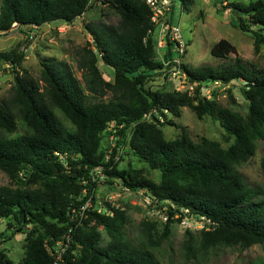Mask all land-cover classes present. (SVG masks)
<instances>
[{
    "label": "trees",
    "instance_id": "trees-1",
    "mask_svg": "<svg viewBox=\"0 0 264 264\" xmlns=\"http://www.w3.org/2000/svg\"><path fill=\"white\" fill-rule=\"evenodd\" d=\"M180 1L184 11L191 12L193 0ZM92 2L1 0L0 33L9 32L15 24L39 28L53 23L73 24ZM102 3L119 15L120 22L111 28H89L97 52L87 50L88 58L80 60L78 68L92 96L84 91L66 62L44 60L41 83L22 69L25 55L19 50L0 53V67L8 65L14 76L12 96L0 102V170L21 187L38 185L34 190L0 187V224L10 220L8 228L15 232L31 227L20 264H52L49 246L69 233L72 243L68 264H159L152 251L156 242L151 232H141L139 240L132 238L126 210L114 208L110 217L92 209L83 225L76 227L71 221V204L76 207L83 195L81 181L100 166L107 176L120 180L131 191L147 190L157 197V205L166 202V232L174 225L176 212L183 215L189 210L216 223L213 231L199 232L206 241L225 246L264 244V192L245 184L236 169L255 155L258 142L264 140V72L247 67L236 55L227 65L187 69L190 81L198 83L195 96L153 87L151 83L161 80L164 67L155 38L149 34L155 29L151 8L144 0ZM229 9L239 16L235 26L254 35L258 52L264 45V0L231 3ZM171 47L166 49L168 58ZM211 54L227 59L237 54V48L222 39L212 47ZM99 58L113 68L114 83L104 80ZM135 72L137 76L131 77ZM233 81L243 83L242 94L249 102L245 117L202 93L210 82ZM161 85L167 86L163 81ZM107 91L114 94L112 100H93ZM186 107L199 119L209 116L218 122L233 144L228 149L208 139L195 144L186 129L177 139L166 140L162 128L172 123L167 122L168 114L180 118ZM153 111L157 112L154 121H144ZM112 124L119 140L107 157L108 146L103 149V140ZM20 129L23 133L18 135ZM121 146L129 147L132 155L159 170L162 182L117 170L116 152ZM144 226L156 230L154 224L144 222ZM101 227L111 238L107 247L100 245ZM12 238L0 234V264H15L1 249Z\"/></svg>",
    "mask_w": 264,
    "mask_h": 264
},
{
    "label": "rangeland",
    "instance_id": "rangeland-1",
    "mask_svg": "<svg viewBox=\"0 0 264 264\" xmlns=\"http://www.w3.org/2000/svg\"><path fill=\"white\" fill-rule=\"evenodd\" d=\"M255 1L257 0H193L191 12H187L182 8L181 1L176 0L174 23L181 26L188 44L184 63L192 70L205 66L216 68L219 65L233 62L238 55L247 67L264 72V45L258 52L255 51L254 35L243 33L235 26L239 16L229 9L231 3L249 4ZM119 22L120 17L113 9L103 4L102 0H93L91 8L73 24L53 23L49 25V28H34L15 24L9 32L0 33V53L14 49L19 50L25 55L22 69L40 81L43 70L41 64L44 60L55 58L58 61L66 62L71 66L84 91L92 96L87 87L85 75L78 68L79 61L88 58L87 50L97 52L89 28H111L117 26ZM255 29L256 27H253V30ZM222 39L230 41L237 48V54H231L227 59L213 57L211 49ZM98 67L104 80L114 83L113 68L105 65L101 58H99ZM162 81L161 79L151 85L170 92H189L192 96L196 94L198 83H192L190 79L177 80L176 83L168 82L165 87H162ZM13 86L14 76L9 66L2 65L0 102L3 103L12 96ZM242 88L241 81H233L229 84L210 82L206 84L202 93L218 105L245 117L249 112V102L243 96ZM113 95L112 92L107 91L104 95H96L93 100L108 102L113 99ZM153 116H148L143 120L149 123L153 122ZM167 122L172 123L165 125L162 130L168 141L177 139L183 129H186L195 144H199L203 139H208L219 142L224 149H228L234 142L232 138L227 137L218 122L209 116L199 119L196 112L188 107L182 109L180 118L168 114ZM22 133L23 131L20 129L18 135ZM114 134H117V131L111 125L104 135L103 149L110 145L111 135ZM120 142H124V139L120 138ZM263 159L264 140L258 142L255 155L247 162L237 166L236 169L245 184L264 192ZM116 167L119 171L132 172L137 178H145L157 184L163 180L159 170L151 169L147 163L132 155L129 147L126 146H121L116 152ZM103 174L105 173L103 172ZM105 181L106 183L98 188L99 196L104 195L105 197L110 194L114 201L118 200L117 202L120 203V210H126L132 238L139 240L138 236L141 232L143 233L145 230L151 232L150 234L156 242V245L152 246V251L159 264H264V244L257 243L249 247L242 244L225 246L206 241L199 233L201 232L199 231L200 224L192 222L189 218L185 224L175 221L174 225L166 232V224L162 218L166 216L164 212L167 208L163 204L160 203L162 207L160 204L153 205L152 198H140L139 196L137 198L134 194H124L120 190L124 184L120 180H112L110 176H106ZM113 183H117L118 187L114 188L116 185L114 186ZM3 186L30 190L38 188V185L21 187L6 172L0 170V187ZM9 222L10 220L1 222L0 234L10 235L13 238L5 241L1 249L15 264H20L24 260L27 247L26 233L31 230V227L29 231L22 229L15 232L8 228ZM144 222L154 224L156 230L146 228ZM99 232L100 245L107 247L111 240L109 234L102 227L99 228Z\"/></svg>",
    "mask_w": 264,
    "mask_h": 264
},
{
    "label": "built area",
    "instance_id": "built-area-1",
    "mask_svg": "<svg viewBox=\"0 0 264 264\" xmlns=\"http://www.w3.org/2000/svg\"><path fill=\"white\" fill-rule=\"evenodd\" d=\"M145 3L151 8L152 16L151 22L155 29H151L149 34L153 35L156 42V50L158 52L159 60L161 61L164 69L161 79L164 83L174 82L177 80H188V72L190 68L185 67L184 57L187 54L188 44L183 35L182 29L180 25H175L173 20V12L174 7L176 6V1L174 0H144ZM176 8V7H175ZM34 28L36 26H33ZM155 30V32H154ZM33 38V36H32ZM172 45L171 57H166V53H168L169 46ZM166 49H168L166 51ZM221 83V82H215ZM157 114L156 111H153L150 114H146L144 118L148 116H152L153 114ZM115 127L114 124H112ZM107 132V131H106ZM119 140V136L117 134L111 135L110 145H108L107 157L114 152V148L116 147L117 141ZM106 174H103V167H97L92 173L91 177L88 179H84L81 181V185L83 186V195L79 198V204L76 207H73L74 204H71V221L76 222L75 226L78 227L83 225L84 220L88 217V212L92 209H95L100 214H105L107 216L114 215V208L120 209L121 205L116 200L112 198L110 194L103 196H99L98 188L99 186H103L106 183ZM117 183L114 184V186ZM95 187L92 188V186ZM112 186V185H111ZM112 186V187H114ZM116 185L114 188H117ZM122 192L125 194H134L135 197L138 198H152V204L157 205V198L150 193L149 191H137L133 192L129 188L122 186ZM167 209L165 210L166 216L162 219L165 221L164 224L169 222V214H168V206L166 203H162ZM162 211L160 212V214ZM182 220L179 221V218L182 217ZM190 219L194 223H199V231H213L216 223L213 222L207 216H199L193 215L189 210H184L183 215L181 213L176 212L174 220L179 224H185L187 219ZM72 232V229L70 230ZM72 243V236L69 234L63 236L61 239L56 240L49 246V254L52 257V264H68L67 263V254L68 250Z\"/></svg>",
    "mask_w": 264,
    "mask_h": 264
},
{
    "label": "water",
    "instance_id": "water-1",
    "mask_svg": "<svg viewBox=\"0 0 264 264\" xmlns=\"http://www.w3.org/2000/svg\"><path fill=\"white\" fill-rule=\"evenodd\" d=\"M50 26L49 25H46L44 28H49ZM2 70V67H0V71ZM137 72H135V73H132L131 74V77H134V76H137Z\"/></svg>",
    "mask_w": 264,
    "mask_h": 264
}]
</instances>
